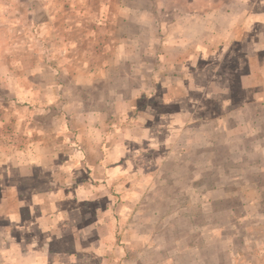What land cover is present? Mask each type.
Wrapping results in <instances>:
<instances>
[{"label": "rangeland", "instance_id": "obj_1", "mask_svg": "<svg viewBox=\"0 0 264 264\" xmlns=\"http://www.w3.org/2000/svg\"><path fill=\"white\" fill-rule=\"evenodd\" d=\"M0 176L18 191L0 198L2 226L35 214L19 198L56 191L58 210L38 197L62 239L50 264H196L212 224L249 251L264 0H0Z\"/></svg>", "mask_w": 264, "mask_h": 264}, {"label": "crops", "instance_id": "obj_2", "mask_svg": "<svg viewBox=\"0 0 264 264\" xmlns=\"http://www.w3.org/2000/svg\"><path fill=\"white\" fill-rule=\"evenodd\" d=\"M9 158L10 157H8V159ZM23 160L24 159L19 158L20 163ZM9 171H10L9 175L5 174L7 178L12 177L10 176L11 170L9 169ZM5 173H8V172H5ZM1 177L3 176H0V178ZM8 189H10L12 193L17 192L18 194L17 185L14 183H11V180L10 182L5 183V184L0 183V195H1L0 198H2V200L5 196V191ZM259 192L261 191L258 189V193ZM55 193L56 191H53L50 188V190L48 189L46 193L44 194L46 196L48 195V203L50 206H52V208L50 209L47 207L48 210H58L57 203H56L57 200H55V197H54ZM248 193H250V191L247 193L244 192L242 194L248 195ZM40 194L42 195V190L36 189L35 191L31 193L29 198H24V199L19 198L20 201L22 200L24 207L25 208L28 207V209H26L27 211H29L30 213H33V212L35 213L34 215H32V217H30V219L17 220V218L14 216V219L10 221L9 218H11V216H9L10 215L9 214L6 218L10 222H8L6 225H3V226L0 224V229L2 230L1 232H3V236H1L2 243L0 245V264H13L14 260L17 259L18 257L19 259L23 258L24 260H27L28 262H26V264H50L51 261L57 260V256L59 255V253L56 251H53V253H51L52 251L51 248H53V245L55 243H60L62 239H59L56 236L50 237L47 234L49 229L57 225L56 219H54L53 217L52 218L49 217L50 221L48 222L49 225L47 226L48 227L47 230L43 229L45 224L42 222V213L40 214L41 202L38 201V197L41 196ZM243 207L246 209L247 212L251 210V208L253 207H255L257 211H263V208L259 207V204L257 203H249V202L246 204L244 203ZM258 216H262V218L260 219L261 221H258L256 223L257 225L255 223H252L253 226L250 225V227H253L254 230L255 229L257 230V227H258L262 231V234H261V231H259L260 235L258 239H256L253 242V240H251V234H249L248 232L246 233L250 237V240L247 241L249 242V245L251 247L249 251H247V248H248L247 246H245L246 248L245 250L243 249V251L237 250L238 248L237 245L231 246V243L233 240L232 237H236L238 235L236 234L237 229H235L234 233H232L231 235L232 237L228 236L229 238H224L223 229L221 230L222 225L221 227L218 225L217 228H215L216 227L215 224H212L213 230H212V233L210 234L211 236L208 237V239H210V242L208 243L209 245H206L203 249L200 246H198L199 248H197V255H195V257L200 256L201 259L196 261V264H220V259H221V262L224 263L223 261L224 257H228L227 264H264V214H259ZM66 220H69V219H66ZM66 220L65 219L62 220V224H65L66 222L67 227H69V225L70 227L73 226L72 225L73 222H70V224L68 225ZM7 225L9 226V228L14 227L19 230L18 237H14L16 236L15 232L11 233V231H9V233L7 232L8 234L6 233ZM243 235H245L244 232H243ZM43 237H46V239ZM223 243H224V246L226 245L224 247V250L222 249ZM244 244L248 245L245 242ZM35 245H38L40 248L41 246L47 245V250L45 252V255L48 257V258L46 257L47 259L43 255H41L42 250H40V254H38L36 251L34 252L30 251V249H32ZM13 247H14L13 252L15 249H19V251L15 252L14 255L12 256L11 249ZM224 252L226 253V255L224 254ZM64 253L74 258L73 249L70 251L69 250L65 251ZM190 254L191 252H189V256H186L185 254H182V256L184 255L187 259L188 258L190 259L192 257V254L191 255ZM186 258L184 260H186Z\"/></svg>", "mask_w": 264, "mask_h": 264}]
</instances>
